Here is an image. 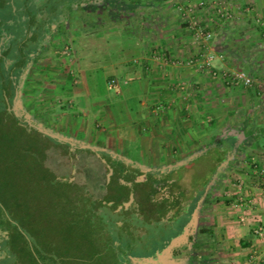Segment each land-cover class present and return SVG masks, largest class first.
<instances>
[{
    "label": "crops",
    "instance_id": "0c3cea01",
    "mask_svg": "<svg viewBox=\"0 0 264 264\" xmlns=\"http://www.w3.org/2000/svg\"><path fill=\"white\" fill-rule=\"evenodd\" d=\"M260 4L263 33H256L254 19L236 23L233 30L223 22L215 29L217 44L228 35L232 37L229 42H236L233 50L217 53V70L248 67L247 72L256 76L264 67V51L259 53L264 50L259 48L264 47L260 42L264 0ZM178 12L171 0H142L133 13L137 24L133 17L115 22L132 30L129 37L67 31L62 36L69 32L75 35L72 53L41 55L23 74L17 107L26 115L40 117L41 127L61 137L81 134L76 146H91L127 167L131 166L125 161L128 150L135 144L140 158L131 168L137 171L179 170L206 149L216 156V166L220 167L240 148L244 160L236 161L235 166L246 171L245 178L231 185L227 182L228 191L221 189L224 193L213 201L210 214L201 219L208 221L211 215V226L207 227L215 236L219 231L215 260L223 259L224 250L234 252L225 264H264V144L254 139L261 131L250 127L256 112L260 121L255 122L264 124V90L228 84L198 67V60L186 64L199 54L189 50L191 31L180 22ZM243 13L238 16L248 14ZM115 24L112 27L116 28ZM238 34L241 37L237 38ZM243 37L251 47L248 53L238 47ZM243 115L242 130L247 134L234 128ZM206 124L215 125L217 132L210 134ZM213 138L219 144L208 142ZM215 148L221 154H215ZM172 215L170 212L167 218Z\"/></svg>",
    "mask_w": 264,
    "mask_h": 264
},
{
    "label": "rangeland",
    "instance_id": "374dc122",
    "mask_svg": "<svg viewBox=\"0 0 264 264\" xmlns=\"http://www.w3.org/2000/svg\"><path fill=\"white\" fill-rule=\"evenodd\" d=\"M16 1L18 7V4L23 0ZM81 1H56V4H62V8L56 12L64 11L57 14L58 28L64 26L63 19L68 18L72 23L70 29L72 32L75 29L78 30L80 25L85 24L89 31L99 34L104 32L106 38L119 39V36L124 38L132 34V30L123 29L113 20H109L107 16L102 17L99 22L97 15L92 12L87 13L82 6L80 7ZM43 2L42 8L47 5L46 7L50 9L49 6L55 0H52L51 3L48 0H43ZM171 2L179 11L181 23L187 24L188 18L181 14L180 7H188V9L191 8L190 18L196 20L203 30L210 32V38L204 46L202 43L195 42L194 31L188 27L191 31L187 41L189 50L199 54L200 60L208 54L216 56L218 52L231 51L236 46L233 39L234 42H229V39L232 38H228L229 35L224 36L221 40V42L228 43L229 47L225 46L224 42L218 43L219 45L216 43L215 29L221 22L232 28L236 23L254 19L257 27L256 33H263L261 29V0H171ZM240 3H244L242 8H237ZM29 9L31 12L33 7ZM11 10V6H7L6 11L10 12ZM141 10L146 12L148 9L141 8ZM219 10L225 15L224 17L218 14ZM242 12H248V14L239 17L238 15ZM26 13L25 10H20L18 18L22 19ZM227 14H229L228 17H226ZM218 18L221 19L218 20ZM44 21L38 19L34 24L41 23L43 26ZM133 21H136L135 24L138 23V19L133 18ZM21 23L16 30L15 25L10 26L7 21L6 30L19 37L23 35L24 29L32 27L31 23L24 22V20ZM114 24L116 28L112 27ZM69 33L57 40L58 43L51 54L60 53L66 56L68 52L72 53V37L75 35L74 32ZM79 33L82 34L81 31ZM252 36L255 38L256 35ZM79 37L82 38V35ZM239 37L241 34H238L237 38ZM80 38H77L78 44ZM260 40L257 41L263 42L264 46V36ZM238 42L241 52L248 53L251 47L245 42V37ZM12 43L13 51H15L17 41ZM33 44L30 41L25 47ZM112 48L114 51L112 49L110 51L115 52V48ZM259 48L264 47L260 46ZM252 50L255 51L254 48ZM189 60L185 63L189 65L195 63H190ZM200 60L197 64L198 67L209 72L210 67L203 69ZM215 60L216 57L212 61V68L218 69L214 65ZM229 69L242 70L235 67L222 68L221 71ZM244 69L246 71H243L249 74L247 72L249 68L244 67ZM258 72L259 74L256 76L249 74L254 79L252 86L264 90V67ZM209 73L212 76L223 78L221 74ZM241 87L250 88L251 86L241 85ZM18 100L21 98L19 97ZM19 108L18 105L19 114H23L24 110ZM24 115L28 119L29 115L25 113ZM259 116V112L254 114L255 121H260ZM240 117V120L234 124L237 132H241L243 126L244 115ZM15 118L7 116L5 122H0V221L8 230H11L13 240L18 242V246L13 248V252L20 264H115L116 259L122 258L125 248L130 247L133 255L143 254L145 243L158 240L162 231L171 232L172 228L165 229L162 223L153 219L157 216L158 210L153 208L151 199L147 195L152 190L149 182L132 180L134 172L137 170L131 166H137L140 158L139 149L137 146L135 147V144L130 146L126 156L128 160H125L130 163L131 166L128 168L132 172L117 179V171L122 166L126 167L123 162L120 161L117 165L111 166L106 162L107 155L97 149H92L91 146L86 148L83 145L79 147L71 145V147L65 143L69 140L73 144L78 143L77 140L81 139V134L66 133L62 136L64 141L41 132L38 127L42 124V120L34 114L29 116L31 123L29 127L17 124ZM0 119H3L2 115H0ZM255 121L253 120L250 126L251 130L259 129L261 131L259 134L257 133L258 143L264 144V124H258ZM206 128L212 130L210 133L212 135L217 132L215 125L210 127L209 124H206ZM208 142L219 144V141L214 138ZM221 144L223 145L222 141ZM92 150L96 151L95 154L92 153ZM213 150L215 154H221L217 148ZM210 151L206 149L202 153L203 155L197 156L198 158L187 165H181V170L174 173L177 176L179 174V182L186 193L195 186L205 189L192 232L199 241L214 239L218 243L221 241L218 235L219 231L217 236L213 235V237L200 232L201 226H211V215L206 218L208 221L201 217L205 213L210 214L214 205L212 202L204 206L202 202L207 199L206 195L214 197L213 201L215 202V198L221 196L223 192L221 189L225 187L228 191L227 182L231 185L235 181L243 180L246 171L240 167L237 169L235 166L236 161L244 160V154L241 153L240 148L237 147L236 152L230 156V160L225 161L220 167L216 166L217 161L214 160L216 156L210 155ZM160 194L158 192L154 197L158 198ZM128 202L131 203L126 205ZM132 230L144 233L140 236H132ZM118 245L122 251L115 250ZM232 254H234L233 251L222 250L223 259L220 260V264H225L224 261L230 262L227 257ZM60 257L61 259L58 260Z\"/></svg>",
    "mask_w": 264,
    "mask_h": 264
},
{
    "label": "flooded vegetation",
    "instance_id": "af4514ba",
    "mask_svg": "<svg viewBox=\"0 0 264 264\" xmlns=\"http://www.w3.org/2000/svg\"><path fill=\"white\" fill-rule=\"evenodd\" d=\"M48 1H50L51 3L52 0ZM56 1L57 0H55V2H53V4L49 6L50 9H48V7H46L47 5L45 6V8H42V4H44L43 0H28L26 5L22 7H17L16 5L14 6V2L13 0H11L10 2L13 5L12 10L16 15V20L10 19L8 20V24L10 23V26L15 25L14 27L17 30V26L19 27L22 24L21 21L24 20V22L31 23V28H33V31L34 29H36L39 35L37 36V40L35 39L34 41L33 31H29V28L24 29L23 35L19 37L14 33H10V31H7L6 28L2 29L0 31V57L4 54V51L9 49L13 45V41H17V46L20 45L23 47L29 44L30 41H32V43H37L41 39V45L38 48V54L43 55L44 53H51L53 48H55V45L58 43L57 40L62 37V35L58 33V13L55 9ZM92 1L93 0H82L81 3L85 2V4H90L92 3ZM58 6V9L62 8L61 3L58 4ZM30 7H33V9H31V12H35V18L32 17V13L29 9ZM88 9L89 8H86L87 11ZM20 10H25L27 12L22 16V19L18 18ZM46 11L50 13L47 14ZM38 19L41 21L45 20L43 22V26L41 25V23L34 24L36 21H38ZM39 25L41 26V29H39ZM33 54L34 53H31L30 56L33 57ZM34 63L35 62L29 61L28 68ZM12 105L13 103L11 104V107H9V109L12 108ZM23 119L29 121L25 117H23ZM70 141L71 140L67 141V144L69 146H71ZM74 146L76 145L74 144ZM176 171L177 169L160 171L140 170L134 175L133 179L134 181L142 180L149 182V184L151 185V189L157 188L158 192L161 193L158 198L154 197L156 192H148L147 195L151 199L153 208H165V213L162 216L161 221V223L165 226V229L174 227L179 222V220H181L188 213L190 206L195 200V197L202 189V187L195 186L191 190H189L188 193H186L179 182V174L177 176L176 173H174ZM129 172H132V170L127 168L122 173V176H124L125 174H129ZM201 201L202 199L197 202L196 207ZM193 211L191 212V216ZM170 212H173V215L168 219L167 216ZM153 219H155V217ZM182 230H177L176 233L167 238L169 240H167L166 238L163 239V242L159 246L154 240L145 243L144 253L139 255L136 254L137 256L131 253L130 247H127V249L124 247L126 249H124V251H126L127 253L123 251L122 258L116 259L115 264H220V261L215 260L216 254L214 253L213 247L207 246L206 248H201L196 245L197 243H199V240H197V238L193 235L192 228L186 239L182 240L170 250H166L165 248L168 246L169 241L173 237L179 235ZM131 232L132 236H140L144 233L139 232V230H132ZM190 237H192V240L190 239ZM16 246H18V242L13 240L11 230H8L7 227H5L4 224H2V222L0 221V264H20L19 260L15 256V253L13 252V248H15ZM115 250H117L118 252L122 251L120 249V245H118L117 248L115 247ZM60 259L61 257L58 258V260Z\"/></svg>",
    "mask_w": 264,
    "mask_h": 264
},
{
    "label": "trees",
    "instance_id": "16d2710c",
    "mask_svg": "<svg viewBox=\"0 0 264 264\" xmlns=\"http://www.w3.org/2000/svg\"><path fill=\"white\" fill-rule=\"evenodd\" d=\"M10 1L11 0H0V31L6 28L5 25L8 20L10 19L16 20V15L14 14L13 10H11L10 12L6 11L7 6H11V8H13V5ZM13 2L15 6L17 4V1L13 0ZM27 2L28 0H23L20 4H18V7L26 5ZM141 2L142 0H93L92 3L90 4L89 3L85 4V2L81 3L80 7L82 6L84 11L87 13L92 12L95 15H97L98 16L97 20L99 22H101L102 17L107 16L109 20H113L114 22L123 23L124 22L123 20H128L129 17L135 18V16H133L134 15L133 13H136V9H138ZM57 5L58 4L55 5L56 10H58L59 8ZM86 8H89L88 11L86 10ZM60 11L61 10H59L58 14L64 12V11L63 12H60ZM31 13H32V17L35 18V12H31ZM63 20H64L63 22H65L64 26L61 25L62 27L58 28L59 30L58 33L60 35L65 34L67 31H69L72 28V23L68 20V18H64ZM85 26H86L85 24H82L79 26V29L82 33L89 31L86 29ZM262 26L264 29V23ZM29 31H33V28H29ZM33 35H34L33 40L34 41L35 39L37 40L38 38L37 36L39 34L36 31V29H34ZM40 42H41V39H40ZM40 42L38 43L34 42L33 45H29L28 47H25V46L22 47L18 45L16 46L15 51H13V45H12L9 49L4 51V54L0 57V115L3 116V119H0V122L2 123L6 121L5 117L7 116L10 118L11 117L15 118L17 116V115L15 116V112L12 109H9V107H11L13 98L15 96L16 89L19 90V86L23 79L22 78L23 74L28 69V62L32 61L36 63L41 57V55L38 54V48L41 45ZM31 53H34L33 57L30 56ZM23 117H25V115L20 113V115L15 118V122L21 126L29 127L31 124L29 123V121L24 120ZM242 131H245V129H243ZM245 134H247L246 131H245ZM254 139L255 141H258V136L254 135ZM234 141L235 140L233 139L231 143L233 144ZM255 141H251V142L254 143ZM92 153L95 154V151L92 150ZM224 158H222L221 160H223ZM106 162L107 164L111 166L117 165L119 163V161L113 160L111 156L109 155H107L106 157ZM127 168H128L127 166L126 167L122 166V168L117 171V174H116L117 179L121 178L122 173ZM137 172L139 171H135L134 174H136ZM133 179H134V175H133L132 180ZM149 192L158 193V189L153 188ZM203 194H205L204 188H202L201 191H199V193L195 197L193 204L189 208L187 216L183 217L181 220H179V222L174 227H172L171 233L170 232L166 233L163 231L161 232L160 236L158 237V240L155 241L158 246L163 242V239L165 238L167 239L171 237L172 234L177 232V230H182L183 227L187 225V223L191 219V212L194 210L197 202L201 199ZM206 196H207V199L203 200L202 202L204 206L208 205V203H212L214 200L213 199L214 197L209 196V195H206ZM216 199L217 198H215V200ZM157 210H158L156 213L157 216H155V219H157L158 222L161 223L162 216L165 213V208L157 207ZM200 232L208 234L212 237L214 235L213 229L207 226H202L200 228ZM190 239L192 240V237H190ZM216 244H217L216 240L210 239L209 241H202V242L199 241V243H197L196 245L201 248L203 247L206 248L207 246H210L213 248L215 247L214 253L216 254L218 253L216 252L217 251ZM243 244L246 245L245 243Z\"/></svg>",
    "mask_w": 264,
    "mask_h": 264
},
{
    "label": "built area",
    "instance_id": "2783aa9c",
    "mask_svg": "<svg viewBox=\"0 0 264 264\" xmlns=\"http://www.w3.org/2000/svg\"><path fill=\"white\" fill-rule=\"evenodd\" d=\"M203 3V2H202ZM190 9H188V7H180L181 10V14L185 17L188 18V20H186L188 27L191 28L194 31V37H195V42H199L202 43V45L205 46L206 42L208 41V39L210 38V32L203 30L201 28V26L197 23L196 20H193L191 17V12ZM218 14H220V16L222 15L223 17L225 16L223 13H221V11L219 10ZM190 15V16H189ZM229 14H227L226 17H228ZM215 55H210L208 54L206 57H204L202 60L199 59V57L195 60V59H190L189 62L190 63H194L197 60L201 62V66L203 69H207L210 67L209 72H211L214 75H220L224 78V80L226 81V83L231 84V85H245V86H252L254 84V79L252 76H250L249 74H247L245 71L243 70H223V71H219L215 68H212V61L215 58ZM113 82H115V80H112ZM259 233L261 234V230H259ZM254 258V256H252Z\"/></svg>",
    "mask_w": 264,
    "mask_h": 264
},
{
    "label": "water",
    "instance_id": "95a60500",
    "mask_svg": "<svg viewBox=\"0 0 264 264\" xmlns=\"http://www.w3.org/2000/svg\"><path fill=\"white\" fill-rule=\"evenodd\" d=\"M17 99H18V89H16V91H15V96H14V98H13V105H12V108H10V109H12L14 112H15V114L17 115V116H19L20 114H19V110H18V107H17ZM30 123V122H29ZM31 124V123H30ZM38 129L41 131V132H43V133H45V134H47V135H49V136H51V137H53V138H56V139H61V140H64V139H62V137L60 136V135H58V134H56V133H54V132H52V131H50V130H48V129H46V128H44V127H38ZM65 141V140H64ZM67 142V141H66ZM75 144V143H74ZM73 143H70V145H74ZM83 147H85L84 145H83ZM112 171V170H111ZM111 173V172H110ZM204 195V194H203ZM203 198V196L201 197V199ZM129 203H131V202H128V203H126V205H128ZM199 205H200V202L198 203V205H197V207L194 209V211H193V213H192V216H191V219L189 220V222L187 223V225H185L184 227H183V230H182V232L179 234V235H177V236H175V237H173L170 241H169V243H168V246L165 248L166 250H170L172 247H174V246H176L178 243H180L182 240H184V239H186L187 238V236H188V234L190 233V230H191V228H192V225H193V223H194V221H195V217H196V215H197V213H198V207H199Z\"/></svg>",
    "mask_w": 264,
    "mask_h": 264
}]
</instances>
